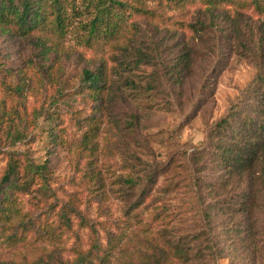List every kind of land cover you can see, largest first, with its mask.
Masks as SVG:
<instances>
[{
    "label": "rangeland",
    "instance_id": "374dc122",
    "mask_svg": "<svg viewBox=\"0 0 264 264\" xmlns=\"http://www.w3.org/2000/svg\"><path fill=\"white\" fill-rule=\"evenodd\" d=\"M71 1L76 11L69 10L73 16L66 34L47 35L50 39L42 51L32 37H13L0 30V181L12 156L19 160L15 177L20 184L28 180L24 168L30 161L46 163L49 180L45 190L35 184L27 193L13 191L28 230L16 225L6 232L25 235L16 247H7L0 238V259L32 262L53 247L74 259L76 247L89 249L91 231L82 225L81 217L71 215L68 228L60 214L71 205L88 221L106 226L130 220L125 210L131 201L124 202L115 179L128 175L129 167L143 160L166 164V174L140 213L150 226L149 238L163 243L161 237L176 234L178 239L200 228L206 238L208 230L202 227L199 206L189 188L191 167L186 157L206 141L213 124L256 75L255 59L243 44L257 45L264 11L249 0H243L244 5L236 0L223 3L213 15H197L208 7L201 0L181 6L167 0H122L148 12L114 10L121 16L117 32L103 31L97 42H91L86 33L98 0ZM238 14L243 17L233 23ZM198 16L209 26L201 37L189 27ZM183 35L194 46L195 66L183 89L176 90L168 71L182 51ZM142 57L145 62L136 64ZM101 65L111 86L97 111L98 102L79 91L83 71ZM50 110L58 114L53 122L46 120ZM94 114L102 120L93 141L98 145L84 150L81 141ZM50 127L55 129L53 134ZM98 186L102 192L95 191ZM139 193H132V201ZM159 204L164 206L163 214L154 219ZM132 222L136 232L130 234L131 243L147 251L143 224ZM231 225L216 218L210 235L226 251L218 264L232 260L264 264V222L247 243L235 230L229 232ZM97 228L105 241L106 231ZM47 229L53 231L51 236ZM171 259V264H181Z\"/></svg>",
    "mask_w": 264,
    "mask_h": 264
},
{
    "label": "trees",
    "instance_id": "16d2710c",
    "mask_svg": "<svg viewBox=\"0 0 264 264\" xmlns=\"http://www.w3.org/2000/svg\"><path fill=\"white\" fill-rule=\"evenodd\" d=\"M167 1L181 6L194 4L197 0ZM201 1L208 7L204 11L198 10L197 15L207 13L213 15L219 5L234 2V0ZM237 1L245 4L243 0ZM249 2L255 5L256 9L264 11V0ZM94 8L95 17L90 21L86 33V40L91 42H97L103 31L117 32L121 16L114 10L121 8L148 12L127 5L122 0H98ZM70 9L74 14L76 9L71 0H0V30L13 37H32V43L39 46L42 51L50 39L47 35L61 37L66 34L73 16H70ZM112 17L116 20L113 21ZM242 17V14H238L233 23L239 22ZM189 27L200 37L209 28L199 16L195 23L189 24ZM180 38L183 40L182 51L168 71L176 90L183 89L195 66L193 44L187 42L185 35ZM243 48L255 59L256 75L240 92L236 102L232 103L226 113L213 124L207 133L206 141L195 147L186 157L191 167L189 188L195 203L199 206L202 227L208 230L206 238L202 237V234H205V231H201L202 228L190 236L180 235L178 239L176 234L167 239L161 237L159 240L163 243H157L149 238L147 232L150 226L146 225L147 222H144L140 213L147 208L145 204L147 198L155 191L160 178L166 174V164L143 160L139 166L129 167L128 175L115 179L118 192L124 196V202L127 204L131 201L125 210V215L130 217V220L120 221L115 227L106 226L105 222L88 221L79 211L68 205L60 214V220L69 228L72 225L71 215L81 217L82 225L91 231L92 242L89 249L82 250L79 246L76 247L74 249L76 256L70 259L60 253L59 248L53 247L32 262L0 259V264H171L169 262L172 261L171 258L181 264H218L220 259L225 258L226 251L210 236L213 234L216 218L233 224L228 230L229 232L235 230L236 236L243 238L242 242L253 240L258 234L259 223L264 222V28L261 29L257 45L248 47L243 44ZM142 62H145L143 57L138 58L136 64ZM110 86L111 82L103 65L97 70L85 69L79 94L98 102L95 107L98 111L102 109L103 98ZM57 118L58 114L54 110L46 113V120L50 122ZM87 122L88 129L81 145L84 150H94L98 144L93 141L99 136L102 120L94 114ZM54 131L52 128L50 134ZM16 133L19 134L18 131ZM19 166L18 158L12 156L0 181V238L9 248L23 242L25 235H18L17 232L6 233L8 230L10 232L16 225L18 228L23 226L24 232L28 230L25 215L18 206V199L12 197L13 191L27 193L28 188L35 184L39 186L38 190H45L49 184L46 163L35 164L30 161L24 168L28 180L22 184L18 182L19 178L15 177L19 175ZM37 179L40 181L37 182ZM102 190L100 186L95 188L96 192ZM136 191L140 193L135 201H132V193ZM156 207L160 212H157L154 219H159L164 206L161 207L159 204ZM131 219L135 220L136 224H143L142 235L146 237L144 242L148 244L147 251H141L138 245L131 243L130 234L136 232ZM97 226L106 231L105 241L101 240ZM46 234L51 236L53 231L47 229ZM231 264H236V261L232 260Z\"/></svg>",
    "mask_w": 264,
    "mask_h": 264
}]
</instances>
